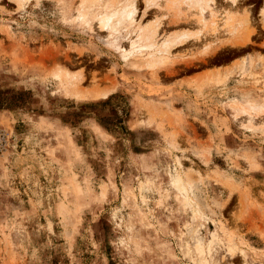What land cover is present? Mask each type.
Returning a JSON list of instances; mask_svg holds the SVG:
<instances>
[{
	"label": "rangeland",
	"instance_id": "374dc122",
	"mask_svg": "<svg viewBox=\"0 0 264 264\" xmlns=\"http://www.w3.org/2000/svg\"><path fill=\"white\" fill-rule=\"evenodd\" d=\"M84 1L0 0V264H264V0Z\"/></svg>",
	"mask_w": 264,
	"mask_h": 264
},
{
	"label": "bare ground",
	"instance_id": "6f19581e",
	"mask_svg": "<svg viewBox=\"0 0 264 264\" xmlns=\"http://www.w3.org/2000/svg\"><path fill=\"white\" fill-rule=\"evenodd\" d=\"M81 8H82V10H80L81 16H86V14L89 11H92L93 14H95V15H99L100 14L101 15V27H106V28L114 26V24H113L114 18H119L120 19L119 23H121L122 21H125V20H134L136 15H137V13L139 12V7H138V1L137 0H132L131 2H128L119 11H115V12H112V13H106V12L105 13L104 12L100 13V9H105L104 6H101V5L97 6V5H95V3H92V2H90L88 0L83 2ZM197 16L199 17V22H203L204 23L203 27L205 25V28H209L210 27L209 29H211V28L212 29L213 28L217 29L218 28V27H214L215 25L217 26L219 24L218 23V21H219L218 18H214V19L212 18L213 19V20H211L212 22L210 24H208L207 22H205L204 16H203V14L201 12ZM230 19H232L231 16H230ZM247 20H248V18L246 17L245 18V22L246 23H248ZM155 22L156 21H154V22L150 21V24H147L146 27L144 26L145 28L143 29L146 32H147V30H150V32H147L148 34L145 33V35L147 37V40L150 41L154 46L158 45V43L155 42L156 41L155 38L157 37L158 29H159V28H157V25H156ZM231 23L229 21H227V23H226V20H225V23H223L225 25H222V23H220V24L223 27L227 25V27L230 28L231 27V25H230ZM220 24L218 25L219 27H220ZM247 39H249V38L247 37ZM247 39L244 40V42H247ZM154 43H157V44H154Z\"/></svg>",
	"mask_w": 264,
	"mask_h": 264
},
{
	"label": "crops",
	"instance_id": "0c3cea01",
	"mask_svg": "<svg viewBox=\"0 0 264 264\" xmlns=\"http://www.w3.org/2000/svg\"><path fill=\"white\" fill-rule=\"evenodd\" d=\"M240 1H241L240 4H243L245 2H250V1H251V4L255 3L254 0L253 1L252 0H240ZM241 7L242 8L239 10L240 13L243 12V9H244L245 6L243 5ZM250 7L253 9L255 6L254 5L253 6L249 5V8ZM255 9H256V7H255ZM255 9L253 10V13H252V14H255V16L254 15H252V16H253V19L255 20L254 22L256 24H258L259 27H258L257 32H255V34H253V36H252V39L254 40V42L250 43V44H248L247 46H244V47H242V46H232V45L231 46L229 45L228 47H233V48H236V49H239V50H257V51H259L261 53V55H264V30H262V28H261L262 27L261 26V20H260L261 18L259 16L260 7H257V10H255ZM248 59H249V57H247L246 60H248ZM240 64H241V62H239V59L238 60L237 59H231L230 61H228V62H226V63H224L222 65H218L216 69H219V70H222V71H226L228 69H236V68H239ZM190 77L193 78V75H191Z\"/></svg>",
	"mask_w": 264,
	"mask_h": 264
},
{
	"label": "trees",
	"instance_id": "16d2710c",
	"mask_svg": "<svg viewBox=\"0 0 264 264\" xmlns=\"http://www.w3.org/2000/svg\"><path fill=\"white\" fill-rule=\"evenodd\" d=\"M116 94H111L109 97H107L106 99L104 100H101L100 102H108L110 100H112L113 98H116ZM121 119V118H120ZM107 128V127H106ZM108 129V128H107Z\"/></svg>",
	"mask_w": 264,
	"mask_h": 264
}]
</instances>
